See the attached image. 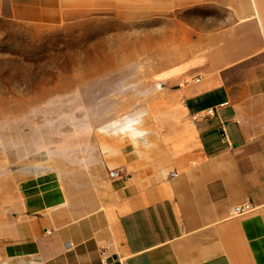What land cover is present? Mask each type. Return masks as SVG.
Returning a JSON list of instances; mask_svg holds the SVG:
<instances>
[{
  "label": "crops",
  "instance_id": "obj_1",
  "mask_svg": "<svg viewBox=\"0 0 264 264\" xmlns=\"http://www.w3.org/2000/svg\"><path fill=\"white\" fill-rule=\"evenodd\" d=\"M116 1L0 0V17L60 25ZM191 3L223 14L179 22L164 41L162 81L136 118L144 135L105 124L114 148L84 158L81 179L4 152L0 264H264V0L165 7ZM130 5L134 19L154 13Z\"/></svg>",
  "mask_w": 264,
  "mask_h": 264
},
{
  "label": "rangeland",
  "instance_id": "obj_2",
  "mask_svg": "<svg viewBox=\"0 0 264 264\" xmlns=\"http://www.w3.org/2000/svg\"><path fill=\"white\" fill-rule=\"evenodd\" d=\"M149 1L154 13L139 19L130 0L60 25L0 17V162L6 152L64 176L74 167L81 179L84 158L114 148L105 124L114 129L108 134H145L146 121L136 118L162 81L164 41L170 45L179 22L223 14L210 4L169 10L168 0Z\"/></svg>",
  "mask_w": 264,
  "mask_h": 264
},
{
  "label": "built area",
  "instance_id": "obj_3",
  "mask_svg": "<svg viewBox=\"0 0 264 264\" xmlns=\"http://www.w3.org/2000/svg\"><path fill=\"white\" fill-rule=\"evenodd\" d=\"M196 81H200V78H197ZM216 114V110L215 108H209L205 111H201L199 112L196 117H207V116H214ZM225 137H227V135H225ZM112 176H117L119 175L117 171H112L111 173ZM254 209V206L250 203V202H247L245 204H241V205H236L233 207L232 209V213L234 215H240V214H243V213H247L249 211H252ZM106 253V251L104 252Z\"/></svg>",
  "mask_w": 264,
  "mask_h": 264
}]
</instances>
